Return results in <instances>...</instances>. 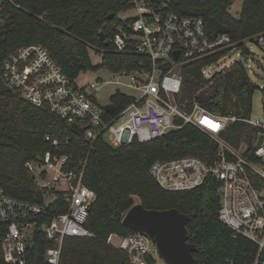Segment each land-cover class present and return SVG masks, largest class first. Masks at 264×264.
Listing matches in <instances>:
<instances>
[{
  "label": "trees",
  "instance_id": "obj_1",
  "mask_svg": "<svg viewBox=\"0 0 264 264\" xmlns=\"http://www.w3.org/2000/svg\"><path fill=\"white\" fill-rule=\"evenodd\" d=\"M0 76L5 59L15 49L41 44L50 52L65 74L76 81L90 70L105 68L117 73L150 68V59L133 52L115 50L111 38L116 26L123 23L119 12L129 8L128 0H0ZM232 0H181L180 11L202 15L207 31L215 36L229 33L244 47L247 38L264 32V0H244L238 17L228 10ZM114 13L111 19L108 16ZM101 31L105 39H102ZM102 53L101 64L95 65L90 48ZM245 52L247 51L244 47ZM221 54L185 63L182 67V91L177 96L180 106L192 110L195 102L221 114L250 117L257 89L242 63L218 71L210 78L203 67ZM213 81L212 86L206 87ZM206 87V88H205ZM117 90L111 100L117 110L132 101ZM178 122H182L178 119ZM257 128L243 121L230 125L221 137L236 148L242 141L251 144ZM50 137V140L47 137ZM57 139L58 144H53ZM50 151L68 156L67 170L82 169L84 183L96 194L89 207L86 226L95 236L70 237L65 240L61 264H130L128 254L109 242L113 234L133 232L123 224L125 213L135 204V197L148 209L177 208L189 215V241L197 244V264H253L258 247L249 238L236 233L219 216V182L209 178L191 190L164 189L150 169L158 159L197 156L213 162L220 152L219 142L206 131L186 124L150 141L113 146L103 138L93 144L70 130L66 120L45 106L25 99L20 90L0 92V185L17 199L44 206L47 219L66 212L62 196L46 205L44 191L37 188L30 162L40 161ZM253 145L246 154L253 156ZM231 159L230 155H227ZM50 245V244H49ZM46 244H36L29 256L30 264H46ZM150 264H155L148 257ZM4 256L0 243V264Z\"/></svg>",
  "mask_w": 264,
  "mask_h": 264
},
{
  "label": "built area",
  "instance_id": "obj_2",
  "mask_svg": "<svg viewBox=\"0 0 264 264\" xmlns=\"http://www.w3.org/2000/svg\"><path fill=\"white\" fill-rule=\"evenodd\" d=\"M180 1L128 0L134 13L122 19L123 23L116 26L110 40L119 52L148 57L150 68L141 62V69L115 73L116 82L117 78L128 76L130 82L122 85L136 91L129 94L122 91L133 99L120 110L110 98L106 104L113 102L116 107L114 112H108L106 104L102 106L97 97V91L112 81L98 78L79 85L65 74L41 44L21 46L11 52L5 59L1 77L7 85L19 89L32 104L47 107L70 126L75 123L83 127L84 137L90 144L100 138L113 146L135 140L147 142L186 124L209 133L220 145L213 162L197 156L158 159L150 172L164 189L171 191L197 188L209 178L218 180L220 219L236 233L256 243L258 251L253 264H264V119L215 113L198 102L188 111L180 106L177 98L182 91L181 72L185 63L221 54L203 67L206 78L236 63H242L247 70L249 66L240 60L219 70L211 67L235 49L248 56L250 41L264 51V32L245 39V52L229 33L210 35L205 18L180 11ZM176 51H179L178 57ZM237 121L257 128L253 156L246 154L249 148H236L221 137ZM53 144L57 145L58 140L54 139ZM68 158L48 151L40 161L33 162L40 168L38 173L32 170L37 188L44 191L46 205L59 195L68 204L66 212L50 219L45 218L43 205L14 198L0 185L3 264H30L29 256L36 244L45 243H48L44 252L46 264H61L67 238L95 236L86 222L96 194L84 183L85 163L82 162L80 170H67ZM48 194L54 196L51 202L47 200ZM118 247L128 254L130 264H150L148 257L157 260L156 255H159L153 239L142 232L120 236Z\"/></svg>",
  "mask_w": 264,
  "mask_h": 264
},
{
  "label": "water",
  "instance_id": "obj_3",
  "mask_svg": "<svg viewBox=\"0 0 264 264\" xmlns=\"http://www.w3.org/2000/svg\"><path fill=\"white\" fill-rule=\"evenodd\" d=\"M115 16L111 13L108 18ZM102 39H105L104 32L101 31ZM178 57L179 51L175 52ZM13 88L7 85L0 76V92L12 91ZM113 102L106 104L108 112H114ZM70 130L84 137L85 129L72 124ZM262 137L259 139V145ZM189 215L181 212L177 208L169 209H148L141 202L134 204L123 218V224L133 231L148 234L156 244L159 256L168 264H197L194 253L198 251V246L189 241L188 229Z\"/></svg>",
  "mask_w": 264,
  "mask_h": 264
},
{
  "label": "rangeland",
  "instance_id": "obj_4",
  "mask_svg": "<svg viewBox=\"0 0 264 264\" xmlns=\"http://www.w3.org/2000/svg\"><path fill=\"white\" fill-rule=\"evenodd\" d=\"M243 1L244 0H235V2L229 5L228 10L230 11L232 16H235V17L239 16ZM0 8H1V1H0ZM133 13L134 11L128 8L126 10H122L121 12H119L118 16L121 19H126L130 17ZM248 46L250 48V54L248 56L242 55L239 49H235L234 51L230 52L227 56H224L219 62L213 64L211 69L219 70L221 68L230 67L234 60H240L244 62L246 65H248L249 67L247 69L248 70L247 72L249 76L251 77L252 81L256 83L257 85V89L253 96L251 117L253 119H256V118L264 119V51L254 41L248 42ZM90 55L95 65L101 64L102 53H97L96 49L94 47H91ZM222 63H225V64L222 65ZM226 70H229V69H225L222 71H226ZM114 76L116 77V74L114 72H111L110 70L105 69V68H101L99 70H90L85 73H82L77 78L76 81L79 85L89 83L98 78H101V80L106 81V82L112 81V82L105 83L103 88L97 91V97L99 99V102L102 106H104L106 103L110 101L112 94L117 89H120L121 91H125L128 94L136 92L135 90L122 85V84H127L130 82V78L128 76L117 78L118 82H116V79H114ZM212 84H213V81H211V83H209L206 87H210L212 86ZM255 144H256V141L254 138L251 144L247 142L246 140L242 141L240 144V147L247 149L250 146L255 145ZM28 165L31 170L33 168L34 171L37 173L40 171V168L35 163L30 162ZM47 200L51 202L52 200H54V196L52 194H48ZM134 200H135V204L140 202L138 197H135ZM109 242H111L112 244L116 246L119 243L118 235L115 234V236L112 237L111 241L109 240ZM156 259H157L156 260L157 264H165V262L159 255H156Z\"/></svg>",
  "mask_w": 264,
  "mask_h": 264
},
{
  "label": "crops",
  "instance_id": "obj_5",
  "mask_svg": "<svg viewBox=\"0 0 264 264\" xmlns=\"http://www.w3.org/2000/svg\"><path fill=\"white\" fill-rule=\"evenodd\" d=\"M114 236H115V234L111 235V238ZM111 238L109 239L110 241H111ZM118 238H119V242H120V236L119 235H118ZM118 245H119V243L116 246H118Z\"/></svg>",
  "mask_w": 264,
  "mask_h": 264
}]
</instances>
